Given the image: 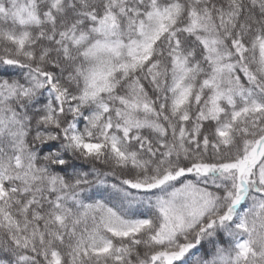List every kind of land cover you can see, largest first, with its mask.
I'll use <instances>...</instances> for the list:
<instances>
[{
  "label": "snow or ice",
  "instance_id": "obj_1",
  "mask_svg": "<svg viewBox=\"0 0 264 264\" xmlns=\"http://www.w3.org/2000/svg\"><path fill=\"white\" fill-rule=\"evenodd\" d=\"M0 264H264V0H0Z\"/></svg>",
  "mask_w": 264,
  "mask_h": 264
}]
</instances>
